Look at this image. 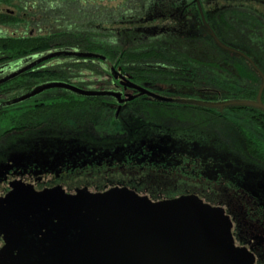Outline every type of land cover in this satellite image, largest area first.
Returning <instances> with one entry per match:
<instances>
[{"label":"flooded vegetation","instance_id":"af4514ba","mask_svg":"<svg viewBox=\"0 0 264 264\" xmlns=\"http://www.w3.org/2000/svg\"><path fill=\"white\" fill-rule=\"evenodd\" d=\"M12 1L0 0V14L8 18L17 16L10 8ZM16 1V5L24 9L28 3L34 4L33 0ZM68 2L69 10L75 12V6L83 9L88 22L92 7L102 9L99 23L105 25L106 33L127 31L143 33L145 39L154 41L176 40L183 46L190 43L195 48L165 52L198 56L196 68L202 75L184 67L144 64L140 69L148 72L150 78L147 79L136 72L137 65H132V70L128 71L130 68L107 65L108 59L101 62L106 65L105 72L100 73L102 87H84V90L119 94L118 97H88L99 100L101 109L113 113L112 118L107 119L106 135L114 132L113 124H123L117 137L108 142L97 138L101 136L96 134L98 129L90 117L77 128L75 122L59 120L56 114L51 122L27 123L22 130L9 132L7 140H0V206L12 192L13 183L36 192L70 195L89 191L88 186L103 192L114 191L110 188H120L121 184L125 188L124 184H136L140 180H175L182 184L179 185L184 188L183 192L173 193L176 190H172V196L160 198L155 191L148 190L147 199L159 202L167 198H197L221 213L228 223L235 248L243 250L253 264H264V112L226 105L233 101L255 103L257 100L264 81V18L253 12L247 15L254 23L246 22V16L238 17L234 11L245 13L242 11L248 2L245 0H230L225 4L223 0ZM45 4L64 7L67 3L63 0L60 5L55 1ZM18 13L20 20L26 22L24 13ZM236 24L245 30L248 38L241 37L238 43H233L224 36L234 34ZM211 34L232 52L219 48ZM24 65V61L0 62V80ZM41 65L19 77L37 72ZM112 69L116 72L114 75ZM19 77L0 86V104L46 83L25 82L24 89L12 98L10 94L17 88L12 82ZM133 85L164 99L201 102L210 107L160 102L146 95L139 96ZM49 91L73 95L64 90ZM71 98L38 95L19 104L18 109H32L67 99L71 102ZM260 100L264 105V87ZM8 109L12 107L0 109V113ZM39 116L49 115L42 111ZM3 245L0 237V250Z\"/></svg>","mask_w":264,"mask_h":264},{"label":"water","instance_id":"95a60500","mask_svg":"<svg viewBox=\"0 0 264 264\" xmlns=\"http://www.w3.org/2000/svg\"><path fill=\"white\" fill-rule=\"evenodd\" d=\"M211 37L219 48L232 52L213 34ZM57 58L107 61L100 54L55 50L27 58L23 67L0 80V86ZM115 73L112 69L111 74ZM263 87L264 81L255 103L233 101L226 105L264 112L260 100ZM132 88L139 96L160 102L209 106L168 100L143 88L134 85ZM49 90H64L85 98L119 96L52 81L0 104V109ZM11 188L0 206V237L4 241L0 264H253L243 250L234 247L228 223L221 213L192 196L153 202L120 190L96 193L81 190L66 195L36 192L14 183Z\"/></svg>","mask_w":264,"mask_h":264},{"label":"trees","instance_id":"16d2710c","mask_svg":"<svg viewBox=\"0 0 264 264\" xmlns=\"http://www.w3.org/2000/svg\"><path fill=\"white\" fill-rule=\"evenodd\" d=\"M33 1L34 4L26 9L18 7L17 5L14 7L18 12L24 13L26 19L37 18L38 23L43 22L41 25L46 24L45 26L51 28L61 23L63 26L60 28L62 29H60V32L55 34L37 37H12L0 35V62L7 61L12 64H17L31 56L39 55L45 53L46 51L48 52L51 47H56L60 49H70L79 52L100 54L107 58L111 64H114L115 67L122 66L125 70H128L132 67V65H137L136 68L138 70L135 69L136 72H140V76L147 79L150 78V76L146 74L148 72L140 69V67L142 68L144 64H160L164 68L184 67L187 70H191L202 75V72H199L196 68L199 64L197 61V59H199L198 56H183L173 52H165V50L180 49L183 47L189 49L195 48V46H192L190 43L183 46L181 43L176 42V40L154 41L151 38L145 39L146 36H144L143 33L137 34L135 32L127 31H114L106 33L105 25L99 23L102 15V9L98 7L91 8V19L90 22H88V20H85L83 9L79 10L78 7L75 6V12L69 10L68 1L70 0H64V3H67L65 5L63 4L64 7L60 5L63 0ZM54 1L58 2L60 6L47 7L45 4L46 2ZM8 20L10 21V24L7 23ZM23 25L27 24L25 20L21 21L19 16H12L8 18L6 15L0 14V27L17 29ZM34 25L38 24L34 23ZM58 28L59 27H56V30ZM234 28L235 33L228 37L224 36V38L230 42L238 43L239 36L241 37V34L245 33V30L237 24ZM131 34H133V36H131ZM254 35L255 34H253V36ZM53 39L55 43H53ZM184 60L186 61V64ZM80 64L86 65L87 68L85 71H90L93 74L100 75L96 66L98 67V65H101V62L96 60H84L81 61ZM131 70L132 69L130 68L128 71ZM79 72H82V70H79ZM158 75L160 76V74H156V76ZM43 76L53 77L56 79L54 81L67 82V80L74 75L68 76L67 72L64 73L62 70L51 72H33L14 80L12 85L21 84L23 81L22 79L25 77H31L33 80L38 77L43 78ZM70 96L72 97L71 102L67 99L65 102L61 100L43 106H36L27 110L20 108L17 113H11V109H8L7 112L0 113V128L1 126H4V130L1 128L0 131L2 130L4 133L9 131H19L25 128L27 123H37L36 121L39 119V114L42 111L48 113V115L51 113H58L59 120H65L61 117L62 114H72L83 110L86 111L89 108L95 109V107H97L95 105L99 103V100L77 97L74 95ZM19 106L20 105H18L17 108H19ZM87 115L90 116L91 120H93L92 114L87 112L83 117L76 120L75 124L77 128L79 125L81 126L82 121L89 119Z\"/></svg>","mask_w":264,"mask_h":264},{"label":"rangeland","instance_id":"374dc122","mask_svg":"<svg viewBox=\"0 0 264 264\" xmlns=\"http://www.w3.org/2000/svg\"><path fill=\"white\" fill-rule=\"evenodd\" d=\"M223 1H224V4L230 2V0H223ZM245 1H248L245 3L246 6L244 9H246V10H244V9L242 10V11H246L245 13H240L239 10L234 11V13H236V15L238 17H245L246 16V20H247L246 22H249L250 20H249V16L247 14L249 12H253V13L257 14L258 16L261 15V17L264 18V3H256L255 0H245ZM249 1H252V2H249ZM258 1L264 2V0H258ZM14 6H16V3L13 0L10 8L12 11H15L17 13L16 14L17 16H19V13L17 12V10L15 9ZM30 6H31V4L28 3L27 8H29ZM235 21H238V19H236ZM239 21H240V19H239ZM250 22L253 23L254 20H252ZM34 23L38 24V25H34ZM259 23H262V22H259ZM26 24L27 25H23L21 27H18L17 29H14V28L7 29V28L0 27V34L1 35L7 34V36H12V37L46 36L49 34H55V33L60 32V29H62L60 27L63 26V25H61V23H59L58 24L59 26L55 25L53 28L47 27V26H45L46 24L41 25V24H43V22L38 23L37 18H28L26 20ZM56 27H59L58 28L59 30L58 29L56 30ZM241 37L242 38H248V35H245V33H242ZM241 37L239 36V38H241ZM53 43H55L54 39H53ZM59 49L60 48L51 47L50 50H48V51H55V50H59ZM80 62L81 61H77V59L57 58V59H53V60L47 61L44 64H42L40 66L41 69L38 70L37 72H46V71L51 72V71H61L62 70L64 73L67 72L68 76L74 75L71 78H69L67 80V82H69L75 86H78L81 89H85L84 87H87L88 89L89 88L90 89H93V88L96 89V87L98 89V87H102V85H101L102 81H100L101 75L98 76L96 74H93L90 71H85V69L87 68L86 65L80 64ZM108 63L109 64H107V65L111 64L110 62H108ZM105 67H106V65L101 64V65H98V67L96 66V69L100 73H104ZM75 70H78V71H75ZM79 70H82V72H79ZM22 80L23 81L21 82V84H13V86H16L17 88L15 87L16 89H14L12 91V94H10V97L13 98V97L17 96L18 92H20V90L24 89L23 85L25 84V82H27L28 84H40V83L46 82L48 80L54 81L56 79L53 77H49V76H46V77L43 76V78L38 77L37 79L34 78L33 80L31 77H25ZM88 89H86V90H88ZM62 95H63V97L70 96L69 94L64 95V94L57 93L56 91H49V92H46V93L39 95V96L40 97H42V96H58L59 97ZM45 105H46V103H45ZM95 106H97V107H95V109H90V110L87 109L86 111L83 110L81 112H76V113H72V114L71 113L70 114H62L61 117L64 118L65 121L72 123V122H76L77 119L83 117L85 115V113L90 112V114H92V118H93L92 123L95 126V128L98 129V131H96V134L98 136H101V137H97V138L105 139V142H108V139H111L113 137L114 138L117 137L116 134L119 133V131L121 129L120 127H122L123 124H121L120 122H118L117 124H113V128H114L113 131L114 132L110 133V135H106L104 133V131H106L105 127L107 124V119H108V117L112 118L113 113H111L109 110L105 111V110L101 109V106L99 103L96 104ZM17 112H19L18 108L11 109V113H17ZM110 113H111V115H110ZM55 114L58 115V113H55ZM51 115H53V116H51ZM56 115L51 113V114H49L48 117H44V116L39 117V119L36 122L38 124H40L41 122L44 123L45 122L44 120H46V123H47V121L51 122L52 117H55ZM88 117H90V116H88ZM123 119L126 120V118H123ZM1 128H2V130H4V126H1ZM2 130L0 131V140L5 141V140H7L6 138L10 135L9 132H11V131L4 133ZM123 171H130L131 173L133 172L132 169H123ZM135 183L136 184H134V183L124 184L127 186V187H125L126 189L123 187L122 184L119 185L120 188H110V189H112V190L116 189L115 191L120 190V191L134 192V193L136 192V193H139L140 196H144L146 198L150 197L149 191H151V190L155 191V194L159 195L160 198L161 197L166 198V196H172L173 195L172 190H176L173 193H181L184 191V188L180 187V185H182V184L179 181L175 182V180H140V181H136ZM109 187H112V186H109ZM131 188H134V190ZM88 189H89L88 192L96 193V190L93 188V186H88ZM174 195H177V194H174ZM166 200L162 199L159 202L166 201Z\"/></svg>","mask_w":264,"mask_h":264}]
</instances>
